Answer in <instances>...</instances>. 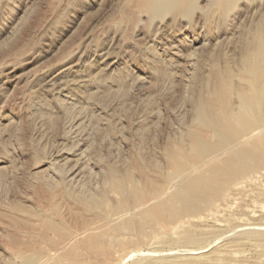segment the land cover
Segmentation results:
<instances>
[{"label": "rangeland", "instance_id": "374dc122", "mask_svg": "<svg viewBox=\"0 0 264 264\" xmlns=\"http://www.w3.org/2000/svg\"><path fill=\"white\" fill-rule=\"evenodd\" d=\"M124 5L137 9L131 0H0V264L13 258L10 231L29 217L20 205L37 211L46 205L41 181L63 179L78 194L107 191L105 207L112 208L118 195L107 182L109 167L136 165L141 177L138 166L155 162L167 173L168 146L197 127L202 80L211 67L239 68L256 30L264 55V0H238L229 11L194 0L182 17L154 18L138 8L136 23L122 13ZM218 158L187 176L199 178ZM257 169L249 177L205 182L208 197L196 202L197 211L169 233L150 230L151 239L138 246L117 247L107 264L181 254L187 264H264V230L249 229L264 228V167ZM174 183L166 196L177 191ZM161 196H146L143 206ZM66 201L63 215L80 212ZM201 248L205 256L187 252Z\"/></svg>", "mask_w": 264, "mask_h": 264}, {"label": "bare ground", "instance_id": "6f19581e", "mask_svg": "<svg viewBox=\"0 0 264 264\" xmlns=\"http://www.w3.org/2000/svg\"><path fill=\"white\" fill-rule=\"evenodd\" d=\"M213 1L215 7L217 5L222 11H229L238 0ZM131 2L134 4L132 8L147 10L154 18L166 13L178 16L194 6V0H131ZM136 10L134 12L131 7L124 5L122 13H128L130 19L135 22L138 19ZM262 35L260 30H256L249 40H245L246 43L242 42L245 45L246 57L244 56L245 61L239 68L220 69L218 64L217 66L214 64L210 73L204 76L202 86L205 89L203 92L206 93L198 99V116L196 123L194 122L197 127H194L195 129L192 127L193 130L191 129L186 137L183 136L180 140L169 144L166 158L169 160L170 169L167 168L169 169L167 173L155 162L138 166L141 177L136 175L133 168L136 165L132 167V164H129L130 166L124 169L109 167L107 182L111 191L118 195L117 202L112 200L110 209L105 207L106 198L109 197L107 191L97 190L94 193L78 194L64 187L63 179L56 185L49 180L41 181L42 198L46 205L40 211L20 205V211L29 217L21 224L15 225L13 231L9 230L12 232L9 237L13 258L5 259V264H107L113 258L117 247H130L129 244L138 246L139 243L145 242L146 238L151 239V236H148L150 230L162 229L169 233L180 218L197 211L196 202L208 197V194L202 190L205 182L214 184L218 179L228 181L232 176L238 174L248 176L251 171L262 169L264 167L262 166L264 164ZM225 150L230 152V156L218 158ZM215 157L218 159L207 166V170L199 178L187 176L193 168L196 169L208 159ZM173 181L176 182L174 185L177 191L166 196L165 193ZM157 195H163L157 204L143 206L146 196ZM66 199H71L75 204L80 205V212L72 208L71 211L68 209V214L63 215L60 206L63 202L67 203ZM150 203L152 202L147 204ZM134 209L135 214L132 211ZM129 212H132L133 216H130ZM247 226L243 227L247 228ZM249 229L264 230L262 227ZM21 233L26 235L23 242ZM204 235L206 238V233ZM181 239L188 240L185 235ZM19 246L23 249L19 250ZM187 252L201 255L204 251L201 248L199 252ZM180 256L170 255L155 259L148 264H187L186 259Z\"/></svg>", "mask_w": 264, "mask_h": 264}]
</instances>
